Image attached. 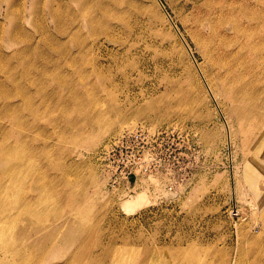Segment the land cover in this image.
Wrapping results in <instances>:
<instances>
[{
  "label": "rangeland",
  "instance_id": "obj_1",
  "mask_svg": "<svg viewBox=\"0 0 264 264\" xmlns=\"http://www.w3.org/2000/svg\"><path fill=\"white\" fill-rule=\"evenodd\" d=\"M174 1L185 15H202L205 3L223 8L219 0ZM161 3L151 15L174 55L141 36L145 68L136 71L114 65L110 51L119 47L90 34L81 14L93 12L78 0H0V137L8 144L0 149V231L16 254L0 248V258L32 264L34 247L55 241L35 264H264V79L249 81L248 103L241 92L221 94L192 37L207 26L195 29L173 0ZM243 8L260 14L264 28V0ZM240 13L226 16L238 14L243 25ZM230 26L228 37L243 40ZM86 61L106 67L99 74ZM120 129L187 137L167 152L170 174L117 185L104 149ZM141 192L146 203L125 212L123 202ZM53 225L62 228L46 237ZM81 244L85 256L65 262Z\"/></svg>",
  "mask_w": 264,
  "mask_h": 264
},
{
  "label": "bare ground",
  "instance_id": "obj_2",
  "mask_svg": "<svg viewBox=\"0 0 264 264\" xmlns=\"http://www.w3.org/2000/svg\"><path fill=\"white\" fill-rule=\"evenodd\" d=\"M106 1H108V3H106ZM219 1L223 8L220 7L216 9L214 5L207 6L206 3H203L204 13L200 16H196V14L192 15L191 13H189L190 15L183 14L181 11L184 7H182V5L180 6L177 1L173 0V5L180 10V14L186 22L193 21L192 24L195 29L197 26H207L208 33L206 35H204L205 33L201 30L196 29L197 31L192 32V37L201 50L205 61L212 69L216 70L215 72H208L214 83L215 89L220 91L221 94H228L230 96L235 94V98L237 93L241 92L243 98L248 103L249 98L246 95V89L251 90L253 87L250 82L264 79L263 20L257 12H248L244 10L243 5L245 0ZM78 2L81 11L88 8L93 12L90 16L81 14L84 19L85 28L90 34L94 35L96 39V35L99 33L104 36L107 35L114 41L113 43H116V46L119 47L116 50L110 51V55L114 58V65L117 66L119 62H124L125 64L127 63L126 66L130 68L133 67L136 71H141L145 68V61L142 58L143 55L138 47V42L135 41L141 36L150 38L154 46L164 50L167 55L173 57L174 51L172 47L166 43L163 29L158 27L157 20L151 15L153 11L158 13L159 9L160 11L162 10L161 0H148L147 2L144 0H125L123 3L128 7L127 11L124 13L119 12V7L122 4L121 0H78ZM255 2L259 3L260 0H255ZM235 11H241L240 15L247 18L249 21L242 25V22L237 20L238 17H240L238 14L228 19L226 13H234ZM71 20L73 22L71 17L66 20L69 28H71ZM59 21H62V19L60 18ZM237 23L240 26L242 25V27ZM228 25H231L230 28L235 33L240 32V36L243 40L238 41L230 39L227 35ZM74 38L77 41L79 40L77 36H74ZM88 50L85 44L80 46V52L82 54H87ZM102 62L99 66L92 61H86L84 66L88 65L93 71L101 74L100 67H106ZM84 66H82V69ZM110 83L113 84L112 81H110ZM131 129H127L128 131L125 132H131ZM147 130L154 132L149 129ZM122 131L123 130L120 129L114 136L120 134ZM7 146L6 139L3 138V136L0 137V149L4 150L8 148ZM9 158L12 157L9 155ZM6 163L8 165V162ZM19 201L21 200L19 199ZM145 203V193L141 192L135 196L129 195L128 199L123 202L121 208L124 209L125 212H130ZM21 209L31 212L27 204H23ZM53 220L60 221V218L56 216ZM26 225L28 228L36 227L35 222L32 220H29ZM61 228L60 225H53L52 230L46 234V237L49 235L55 236ZM55 243V241H51L46 247H41L40 243L37 244L34 247L31 260L35 257H37V259L31 263L35 264L38 260L49 258L52 255L53 248H55ZM0 248L3 255L16 256L15 246L7 244L2 231H0ZM36 250L38 254H36ZM84 252L85 250L81 244L80 248L76 249L65 262L74 258L81 259L85 256ZM87 258H91L90 254ZM0 264L11 263H9L5 257H2L0 258Z\"/></svg>",
  "mask_w": 264,
  "mask_h": 264
},
{
  "label": "built area",
  "instance_id": "obj_3",
  "mask_svg": "<svg viewBox=\"0 0 264 264\" xmlns=\"http://www.w3.org/2000/svg\"><path fill=\"white\" fill-rule=\"evenodd\" d=\"M186 135L177 129H167L154 134L136 129L120 134L107 145L104 152L105 166L111 183L119 185L129 182L130 178L151 175L152 172L170 174L172 169L165 163L168 162L167 152L172 150L173 142L182 143Z\"/></svg>",
  "mask_w": 264,
  "mask_h": 264
}]
</instances>
